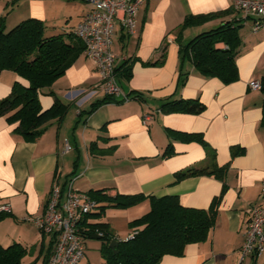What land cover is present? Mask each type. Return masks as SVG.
<instances>
[{"label":"crops","instance_id":"1","mask_svg":"<svg viewBox=\"0 0 264 264\" xmlns=\"http://www.w3.org/2000/svg\"><path fill=\"white\" fill-rule=\"evenodd\" d=\"M86 10L87 5L79 0H0L6 29L33 17L43 22L46 36L62 34L66 40ZM190 14L216 15L182 28ZM225 21L239 26L240 38L235 58L239 77L230 84L204 77L189 61L182 63L178 43ZM112 51L115 68L125 61L131 64L130 76L116 73L122 92L138 93L139 98L106 102L85 114L105 94L94 63L82 53L63 76L39 90L42 110L51 107L55 99L68 108L62 119L47 122L36 140L26 141L15 133L16 122L0 116V203L11 207L10 213L0 218V245L19 243L30 251L31 257L26 261V255L24 263L41 264L43 255L34 257V247H28L39 239L48 241L49 236L43 238L36 224L25 219L43 213L53 184L63 189L72 179L81 192L103 189L109 196L144 195L141 203L124 209L127 223L149 210V196L176 195L183 206L198 209H208L218 198L207 239L187 244L181 255H164L158 264H264V251L239 260L248 209L264 204L259 196L264 180V93L248 85L264 75V29L252 32L250 21L240 20L231 0H142L135 32L127 35L117 25ZM182 66L187 71L185 78L180 76ZM15 82L28 85L15 72L1 71L0 99L9 95ZM93 88L96 92L91 94ZM195 98L205 106L199 113L159 110L165 100ZM147 113L153 118L144 122ZM172 132L196 134L200 140L173 139ZM66 142L71 147L68 151L64 150ZM92 142L108 152L92 153ZM169 143L173 152L163 156ZM232 147L242 152L232 155ZM212 160L227 166L223 181L212 175L175 180L177 171ZM115 209L107 208L100 217H88L87 222L108 223L116 235V217L122 209ZM19 226L31 231L37 228L38 232L29 239L22 236ZM88 238L92 237H86L84 257L78 264H103L101 240L90 242Z\"/></svg>","mask_w":264,"mask_h":264},{"label":"trees","instance_id":"2","mask_svg":"<svg viewBox=\"0 0 264 264\" xmlns=\"http://www.w3.org/2000/svg\"><path fill=\"white\" fill-rule=\"evenodd\" d=\"M208 15H187L182 23V28L198 25L204 22ZM238 25L233 21H225L219 26L203 31L187 42L179 40V55L182 60L189 61L204 77L219 79L224 84L235 82L238 69L235 58L240 45ZM224 47H217V43ZM82 42L73 36L66 40L62 34L45 35V25L37 18L29 17L6 29L5 16L0 15V73L3 70L15 72L28 83L23 86L15 82L9 95L0 99V116L6 115L11 123H17L14 131L26 141L36 140L45 130V124L53 118L62 119L68 105L55 99L48 109L42 110L39 104V90L50 86L56 79L63 76L65 71L83 53ZM180 71V76L185 78L187 71ZM116 73L125 77L131 74V64L125 61ZM117 79V76H116ZM118 82V80H117ZM260 90L264 93V75L260 77ZM138 93L126 94L127 99L139 98ZM115 96L105 94L102 99L90 105L85 114H90L99 105L110 101H124ZM204 104L199 99H170L161 103L159 110L164 113L186 112L196 114L204 109ZM264 126V100L262 104V120ZM172 138L189 141L200 140L199 136L190 133H170ZM203 142V140H201ZM92 153L104 154L108 151L98 149L96 142L89 147ZM240 149V150H239ZM172 145L169 143L163 156L172 154ZM242 152L241 148L232 147V155ZM227 166L217 165L212 160L199 166L189 167L177 171L175 180L198 175H212L223 181ZM89 196L99 205L97 211L87 215L80 223L82 234L89 237L98 234L101 240L100 253L103 264H158L164 255H181L187 244L199 243L207 239L209 231L214 225L216 198L208 209H198L183 206L176 195L161 197L149 196V210L137 219L128 223L131 230H137L134 238L119 240L116 252L110 248L111 240L118 239L105 222L89 223L88 217H100L105 209H123L141 203L146 199L142 194H116L109 196L103 189L90 190ZM2 213L0 218L3 217ZM43 238L46 236L42 234ZM55 235L49 236L47 248L42 239L43 255L41 264H47ZM24 246L13 243L3 247L0 245V264H30L24 263L23 258L29 253Z\"/></svg>","mask_w":264,"mask_h":264},{"label":"built area","instance_id":"3","mask_svg":"<svg viewBox=\"0 0 264 264\" xmlns=\"http://www.w3.org/2000/svg\"><path fill=\"white\" fill-rule=\"evenodd\" d=\"M87 5L86 12L73 28L71 35L80 40L83 53L92 60L99 76V86L104 94L127 100L115 75V55L112 51L116 26L120 25L127 35L135 32L137 10L142 0H79ZM232 8L240 20H249L251 29H264V0H231ZM251 89H260L259 80L249 82ZM93 88L90 93H95ZM153 115L143 116L144 122ZM66 142L65 151L70 150ZM259 196L264 198V180L259 187ZM99 203L86 192L73 186V180L62 189L53 184L41 215L26 217L33 221L41 234L55 235V240L47 264H78L84 257L86 237L80 223L97 211ZM9 203H0V214L10 213ZM244 240L239 249V260L247 256H257L264 251V204L253 205L248 209ZM137 230H132L123 240L134 238Z\"/></svg>","mask_w":264,"mask_h":264},{"label":"rangeland","instance_id":"4","mask_svg":"<svg viewBox=\"0 0 264 264\" xmlns=\"http://www.w3.org/2000/svg\"><path fill=\"white\" fill-rule=\"evenodd\" d=\"M13 26V25H12ZM251 31L252 32H257V31H253L252 29H251ZM129 208V207H128ZM124 209H126V208H123L122 210H120L121 212H119V213H121V215H118L117 217H116V220H117V229H116V231H117V233H116V237L119 239V240H123L124 238H125V236H127V234L130 232V231H128V223H127V221H126V219L124 218V216L125 215H123L124 214V212L123 211H125ZM115 210H119V209H115ZM128 213H129V211H131L130 209H127L126 210ZM116 213H118L117 211H116ZM123 213V214H122ZM17 229H19V230H21L25 235H22V236H26L27 238H29L30 239V235L31 234H34V233H37L38 232V230H29V229H25V228H23V227H17ZM25 229V230H24ZM29 239H27V240H29ZM89 239V241L90 242H92V241H98L99 242V239H92V238H88ZM45 249L47 248V240H46V242H45ZM30 247H34V252H33V254H34V257L36 256V255H38L39 253H40V250L43 248L42 247V241H41V239H39V240H37V242L36 243H34L33 245L31 244L28 248L31 250V248ZM31 257V256H30ZM29 257V255L27 254V256L25 257V259H26V261H27V259L28 258H30ZM25 261V260H24Z\"/></svg>","mask_w":264,"mask_h":264},{"label":"water","instance_id":"5","mask_svg":"<svg viewBox=\"0 0 264 264\" xmlns=\"http://www.w3.org/2000/svg\"><path fill=\"white\" fill-rule=\"evenodd\" d=\"M91 237L98 239L99 235L98 234H92ZM118 242H119V239H113V240H111V242L109 244L110 248H112L114 252H116V247L118 245Z\"/></svg>","mask_w":264,"mask_h":264}]
</instances>
